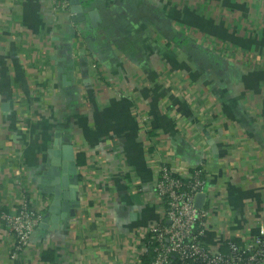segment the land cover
Listing matches in <instances>:
<instances>
[{
  "label": "crops",
  "instance_id": "obj_1",
  "mask_svg": "<svg viewBox=\"0 0 264 264\" xmlns=\"http://www.w3.org/2000/svg\"><path fill=\"white\" fill-rule=\"evenodd\" d=\"M78 1L73 14L0 0V207L50 202L46 162L63 146L79 178V206H63L66 218L35 232L17 261L0 220V264H45L47 250L53 264H129L139 236L164 220L163 163L205 165L208 246L256 237L264 0Z\"/></svg>",
  "mask_w": 264,
  "mask_h": 264
},
{
  "label": "built area",
  "instance_id": "obj_2",
  "mask_svg": "<svg viewBox=\"0 0 264 264\" xmlns=\"http://www.w3.org/2000/svg\"><path fill=\"white\" fill-rule=\"evenodd\" d=\"M54 11L69 12L70 0H50ZM205 165L179 172L166 163L158 167L154 191L164 208V220L150 226L138 238V248L129 264H264V226L251 240L226 241L225 250L214 249L204 240L209 209L206 208ZM203 195L200 207L197 196ZM48 200L39 203L23 199L0 220L13 236L8 252L17 261L29 246L43 221Z\"/></svg>",
  "mask_w": 264,
  "mask_h": 264
},
{
  "label": "water",
  "instance_id": "obj_3",
  "mask_svg": "<svg viewBox=\"0 0 264 264\" xmlns=\"http://www.w3.org/2000/svg\"><path fill=\"white\" fill-rule=\"evenodd\" d=\"M70 11L73 14L80 12L78 0H70ZM52 157V160H47L46 162L48 171L43 177L46 194L50 198V202L48 201V216H44L43 221L38 225L35 232L46 230L49 222L56 223L59 220V216L61 219L66 218V214L65 216L60 214L63 206L65 208L68 205V212L70 210L72 212V208L79 206L76 200L79 178L72 147L70 145L63 146L60 151L53 153ZM59 163L60 169L55 168V164ZM203 197V195L197 196V207H200ZM71 212L69 214H72ZM48 217L49 220L47 219Z\"/></svg>",
  "mask_w": 264,
  "mask_h": 264
},
{
  "label": "trees",
  "instance_id": "obj_4",
  "mask_svg": "<svg viewBox=\"0 0 264 264\" xmlns=\"http://www.w3.org/2000/svg\"><path fill=\"white\" fill-rule=\"evenodd\" d=\"M77 164L79 166H82L84 164V158L81 155L77 157ZM54 260H55V256L51 250H47L43 252L41 255V261L45 264H53Z\"/></svg>",
  "mask_w": 264,
  "mask_h": 264
}]
</instances>
